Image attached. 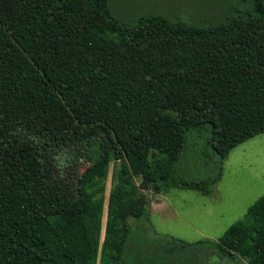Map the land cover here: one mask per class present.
<instances>
[{
  "label": "trees",
  "instance_id": "obj_1",
  "mask_svg": "<svg viewBox=\"0 0 264 264\" xmlns=\"http://www.w3.org/2000/svg\"><path fill=\"white\" fill-rule=\"evenodd\" d=\"M107 2L0 0V264H127L148 213L133 176L208 194L228 151L264 132V0L128 23ZM194 138L202 179L176 173ZM216 245L264 264V192Z\"/></svg>",
  "mask_w": 264,
  "mask_h": 264
},
{
  "label": "rangeland",
  "instance_id": "obj_2",
  "mask_svg": "<svg viewBox=\"0 0 264 264\" xmlns=\"http://www.w3.org/2000/svg\"><path fill=\"white\" fill-rule=\"evenodd\" d=\"M204 1L108 0L107 5L120 22H131L146 12L193 21L198 17L196 12L205 17L204 9L207 10L208 5L204 9L200 7ZM203 142L199 138L188 142L186 154L176 165L177 174L188 179H202L208 175L207 167L201 162L205 151ZM118 167V161L110 162L103 179L100 240L108 191L116 181ZM126 186L129 190L147 192L139 189L138 176H133ZM263 192L264 132L228 151L222 161L220 178L209 186L208 194L179 188L160 191L168 205L159 212H148L132 229L127 264H248L236 253L227 255L216 241L229 225L241 219L248 205ZM128 221L134 222L130 218ZM95 264H98V257Z\"/></svg>",
  "mask_w": 264,
  "mask_h": 264
},
{
  "label": "crops",
  "instance_id": "obj_3",
  "mask_svg": "<svg viewBox=\"0 0 264 264\" xmlns=\"http://www.w3.org/2000/svg\"><path fill=\"white\" fill-rule=\"evenodd\" d=\"M144 191V190H143ZM145 191L153 193V195L148 196L147 192L145 193L147 199V212H159L162 210L164 205H168V202L164 201V196L160 195V192H153L149 189ZM144 193V192H143Z\"/></svg>",
  "mask_w": 264,
  "mask_h": 264
}]
</instances>
